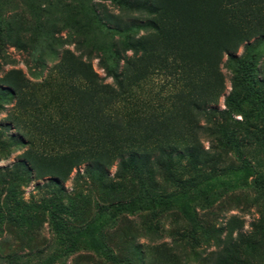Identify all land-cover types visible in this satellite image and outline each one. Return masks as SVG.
I'll use <instances>...</instances> for the list:
<instances>
[{"label": "rangeland", "instance_id": "obj_1", "mask_svg": "<svg viewBox=\"0 0 264 264\" xmlns=\"http://www.w3.org/2000/svg\"><path fill=\"white\" fill-rule=\"evenodd\" d=\"M104 8L118 11L110 0H0V86L20 87L0 99V264H213L210 253L219 248L223 264H264V37L248 41L258 59L255 87H238L241 107L211 113L222 126L199 135L213 159L175 158L152 174L117 171L114 161L105 178L80 164L56 183L37 173L31 159L40 171H61L84 136L74 109L77 80L62 59L79 54L78 39L90 46L116 38L99 20ZM243 53L241 45L236 55ZM92 66L103 75L97 58ZM220 69L224 90L207 104L216 111L232 85L230 71L223 63ZM204 80V92L213 91L211 76ZM184 84L172 69L153 73L133 90L132 113L157 115ZM120 201L151 207L115 217L98 208ZM50 210L70 228L71 243L54 230ZM239 231L248 239H236Z\"/></svg>", "mask_w": 264, "mask_h": 264}, {"label": "trees", "instance_id": "obj_2", "mask_svg": "<svg viewBox=\"0 0 264 264\" xmlns=\"http://www.w3.org/2000/svg\"><path fill=\"white\" fill-rule=\"evenodd\" d=\"M110 1L117 5V13L104 8L98 16L116 38L112 36L90 46L89 42L78 39L79 54L67 51L62 59L71 77L77 80L73 85L78 101L74 109L81 113L85 127L81 142L76 141L78 147L69 151L61 171L57 167L40 171L35 166L36 160L30 158L37 173L51 176L52 183L57 182L55 177L63 178L80 164L85 165L88 174L105 178L106 169L114 161L117 171L131 169L134 173L152 174L155 169L167 167L175 158L213 159V154L203 148L199 140L200 134L210 136L212 127L218 131L222 126L221 122L213 121L210 114L228 115L232 108L241 107L243 100L237 95V88L253 89L257 81L256 48L248 41L264 37V0ZM241 45L244 53L238 56ZM95 58L103 71L101 76L92 66ZM221 63L230 71L232 85L224 98L225 108L216 111L207 104L214 102L224 90ZM171 69L182 76L186 84L172 94L168 108L157 115L132 113L133 90L153 73H166ZM209 75L215 89L207 93L204 79ZM194 76L197 77L195 93L190 86ZM106 78L111 81L106 82ZM5 84L7 86H0V99L20 90L16 84ZM186 115L189 120H182ZM79 136L76 131L74 141ZM225 144L233 146L237 158L244 161L235 139L227 137ZM49 156L54 158L53 154ZM141 186L143 188V184ZM143 207L151 205L147 201L138 205L120 201L103 208L98 205L110 217ZM48 214L54 230L71 243L70 228L58 220L53 211ZM247 237L239 231L236 239ZM234 239L229 236L225 241L233 243ZM94 246L100 245L94 243ZM225 254L223 248L211 252L210 255L215 256L213 264H223Z\"/></svg>", "mask_w": 264, "mask_h": 264}]
</instances>
